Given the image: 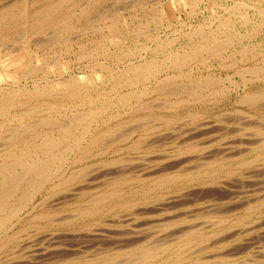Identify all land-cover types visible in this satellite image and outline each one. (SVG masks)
Instances as JSON below:
<instances>
[{
  "label": "bare ground",
  "instance_id": "6f19581e",
  "mask_svg": "<svg viewBox=\"0 0 264 264\" xmlns=\"http://www.w3.org/2000/svg\"><path fill=\"white\" fill-rule=\"evenodd\" d=\"M60 1H62V0H60ZM94 1L95 2H93V3H95V5H96L97 3H100V1H102V0H94ZM198 1L199 0H191V2L194 5ZM25 2H27V1L24 0V3ZM31 2H32V4L29 7H27L26 4L23 3L24 4L23 5L21 3L20 4L21 6L19 8H15V9H13V8L7 9L6 8L4 11L1 10L3 13L0 12V43H5L9 40L10 36L12 35L10 32V27H11L10 22H14L16 24V21L19 18H20V21L23 20V22L19 25H21V26L24 25L25 27L28 26L29 30H31V32H30L31 36L45 35L49 31V28L56 29L57 28L56 26L58 24H61V23L63 25V26L62 25L61 26L64 27V29H62L63 31L62 30H60V31L54 30L55 32H58V34L53 33L54 36L52 35V38H54L57 35L62 36L64 34V31L66 32V31L71 29V25H70V23H71L70 17L71 16L69 15V12L66 14L65 10L63 9L64 13L66 15L64 13L63 14L61 13L62 2H59V0H58V2L53 1L54 3H48L47 4L45 1L46 5H45V3H44V5L42 3V2H44V0H40V1L33 0ZM90 6H91V4H90ZM86 7L89 8V6H86ZM82 8H80V9H82ZM91 8H92V6H91ZM80 9H79V11H80ZM86 10H88V9H86ZM82 13H85V10L83 12H81V14ZM72 17H74V16H72ZM246 17L245 16L242 17L243 21H244L243 24H245L247 22ZM18 22H19V20H18ZM222 24H224V23H222ZM258 24H260V23H258ZM17 26H18V24H17ZM17 26H14V27L12 26V27H13V29L14 28L17 29L16 28ZM12 27H11V29H12ZM109 27H111L113 30L116 29V25L114 23L112 26H109ZM221 27H223V26H221ZM15 29H14V31H15ZM21 29H23V27ZM47 29H48V31H47ZM258 30H257V32H258ZM246 31L248 32V30H246ZM246 31L242 34L241 32L232 29V33H230V36L228 37V39H226V42H228V43L217 41L216 37L214 35L212 36L210 34L211 39H210V41L208 40V42L205 43V45L193 43L189 47L182 48L181 50H173V51L168 50L169 52L167 51L164 59L163 60L160 59L161 61L156 60L154 57H150V58H142L140 60V62H138L137 64L131 63L130 65L126 66L124 69H122V70L120 69V72L117 73L116 78L115 79L113 78L114 83H112V85H111L112 89H114V88L116 89L118 86L119 87L123 86L124 88L125 87L127 89L129 88V91H126L123 93H120V92L117 93L113 97L114 100L107 99L108 104L106 106L105 105L102 106L103 105L102 103L100 106L96 105L97 102L100 101V99L98 98V96L100 95V92H96L95 97L90 98L89 93L87 95V92L89 91L88 88H84V85L83 86L80 85V83H78V81L73 77H70L68 79H61V80L59 79L60 80L59 82H55L54 85H50V83H48V81L46 79V76H45L46 73H45L44 74L45 77L43 76L45 78L44 82H41V81L37 82L35 80H31L30 86L25 85V84H24V86H20V79H19V76H17V73H19L22 76V78H24V80L26 81V84H27L28 80H26V79L30 78V77L33 78V75L39 71V70L37 71L36 68H34V66H32V64H30L31 57L33 55L32 53H34V52H31L29 47L35 46L36 48L39 49V48H42L44 43L40 39H36V40H33L30 43L31 44L30 45L29 42H27L24 38L22 39L21 35L18 34L20 36L19 38H21V40H20L21 42L19 43L20 45H18V46H20L18 51H20L21 49H24L25 51L23 50V52H25V54L22 53V55H15V56L9 58V61L7 63H3V61L0 62L1 64H3V67H6V66L9 67L10 66V67H13L15 69L14 72L12 74H10V77L13 80V83H11L12 85L7 86V88H5V89L0 90V144L2 143V145H0V147H1L0 148V244H1L0 247H2L1 248L2 250H3V248H10V250H11L10 256L6 254L8 257H11V258H9L7 261H4L5 263L2 261V263H4V264H56L57 262H59L58 258H60L59 256L62 255L63 251L68 250V251H71L69 253H72V254H74V253L75 254H78V253L83 254V256H81V257H82L84 262L78 263V264H212L211 260L206 259V258H209L210 256H208V257L199 256V253H201L202 251L209 250V248H207V246H205V248H204V246L202 244H201L203 247L202 249L200 248L199 250H193V251H190L186 254L184 253L185 255L183 254V251H182L183 248L186 247L187 245H189V242H191L188 238L189 234L191 232V229H189L190 231L188 230L189 232H187L189 234H187L186 236H184L182 239H180L178 241V244L175 243V244H177V246H175V249L173 250L172 255L167 256L168 250H171L170 245L168 244V241H167V243L162 242V241L160 242V240H164V239H159V238H165V237H167V235L160 234V232H158V230L152 231L151 228L150 229L147 228L148 225L150 226V224H151V223H148V221H147V225L143 224L142 227L137 225V226H139V228H135V226H134V228H132L131 230H128L129 232L126 231L125 233H123L124 232L123 231L120 234H118L116 232L115 233L104 232V230L96 231L95 230L96 227L92 230L90 229L88 233L89 234L91 233L90 235H92V239H93L92 241L101 242L106 246V247L104 246L105 248H102V250L101 249L99 250V248H98V249L91 250V251H90V249H88V250L85 249L86 247L85 248L83 247L84 249L83 248L81 249L82 246H76V245H75L76 247L74 246L75 248H71V249L68 247H63L62 245H64V244H63L61 238L59 237L60 235L58 233L56 234L55 229L52 232V231H50V229H45L46 228L45 226H44L45 228L42 229L43 232L45 231V233L42 232L43 235L39 236L40 233L38 234V231L36 230V232H37V234L35 233L36 236L34 235V238L31 237V239H32V240L30 239L31 241L28 240V242H26L27 241L26 240L25 241L26 243H23L24 241L22 242V240L26 239V237L29 238V236H26L24 238L21 236V234L19 235V233L21 232L20 229H19L20 230L19 233L14 232L11 235H9V232L13 228V226L16 225V223H18L20 221L23 222L24 219H29V220L31 219L33 221L35 219L36 220L37 219H46L45 223H46V225H48L49 228H50V226H52V228H53V226H55V225L56 226L60 225V224H63V225L68 224L69 225L72 223H74L73 225H75V223H77V225L79 224L80 228H87L89 226V224L86 222L85 223L83 222V220L85 218L90 217V218H93L95 220V217H97L98 215L104 216L106 213L111 212L114 209V207L131 209L135 205L134 203H131L132 201L130 202L128 200L121 203V204L118 203L119 205L115 204V203H111V201H110L111 198L118 193L117 188H116L118 185L114 186L113 185L114 182L120 181L119 183H124V184H127V182H129L127 184V186L131 183L130 182L131 178L127 179L128 177H126V176H129V175L134 176V178H132L133 179L132 182H139V185H140V183L142 184V182L143 181L145 182L146 179L152 178V177H148V176H150L152 174L154 175L156 172H158V173L164 172V173H166L165 176H163V177L158 176V177L160 180H165L164 182H166V183H164V182H163V184L157 183L156 184L157 188H155L157 190L161 186H164V188H165V185L168 184L167 182L170 181L172 178L174 179V176L176 174L174 176H172L168 172V170H171V169L173 170V168H176L177 169L176 171H178L180 168L185 166L184 163L190 162V164H191V162H193V161L206 160L207 158H210V159L215 158L216 160H219V161L220 160H223V161L229 160L230 161V160L237 159L238 157H243L246 154V150H248V149H252V151L254 150L255 152L256 151L259 152V151L263 150V152H264V84H262L260 86H256V87L249 86L250 85L249 81L251 82V81H253V79H256L258 77L259 71L260 70L262 71V68L248 67L245 69V67H243V68L241 67L242 69L246 70L244 73L247 72V73L253 75V77H255V78H253V79L243 78L242 79L243 94L241 96H239V98L235 102V103H237V105L243 106V107H241L242 109H240V111H238L239 109H236V110L240 113H244V115H242V117L236 116L238 119L240 118L239 121L237 120V118H235V120H237L236 122L238 124L240 123L243 126L238 127L240 124L237 125V123H236V125H237L236 127H238V129L244 128L243 130H245V131L249 130V134H248V133H243L242 130H241L242 131L241 132L240 129L239 130L236 129V130H238L237 132L240 131L239 136L235 135V137L237 136L236 139L238 137L239 138L241 137L239 139L240 140L239 143L236 141L238 143V145H237V143L235 144L234 142L228 143L226 140L225 141V142H227L226 144L221 142L223 145L221 143L217 142L218 146H215V147L216 148L219 147V148H217V150H216V148L214 147L215 149H213L212 148L213 144H214L213 141L216 140V136H219V135L222 136L221 134H223V132H226L228 127L225 128V131H224V128H220V129L218 128L219 130H217V128H216L217 125H216V127H214L213 122H212V124H209V122H207V120H206V122H202L201 124H199V126L194 125V127H192V129H190L187 126L183 125V123H185V121L184 122L182 121L183 118H181V117L177 118L176 116H170V117L162 118L161 124H163L164 128L165 127L167 128V129H165V131L163 129L162 133L159 131L157 133L156 131H154L150 127L154 132H156V134L153 133L155 136L152 134L154 136L153 137L151 135V133H149V131H152L151 129L144 130V131L141 130V131H143V133H139L140 135H138L137 139L136 138L134 140L132 139L130 145H128L127 148H129V150L131 149V151L132 150L134 152L136 151V153H137V152H139V150L148 152L147 149L154 148L155 145H158L157 143L160 144L157 146L158 148L163 143L169 144V146L171 144L172 146H175V148H173L172 146L169 147L167 145V147L170 149V151L172 148L174 150L176 149V151L178 150L177 152L175 151L176 155H170L171 158L165 157V154L167 151H169V149L166 147V150H165L166 145L164 146V144H163L164 152L166 151L165 154L162 155V157L164 156L163 158L160 156L161 155L160 154L159 155L160 159L154 158L151 161V158L154 157V156H151V158L149 160L150 162L148 160H147V162H144L149 157V156L148 157L146 156L147 154H145V156H144V158L147 157L146 159H144V161L141 159H137L138 157L135 156V157H137L136 160L137 161L139 160L138 162L142 161V163L136 164V161H135L134 164H136V165H134V164H132L133 163L132 162L131 164L134 166H132L130 164V162L132 160L126 162V163H129V164H127V166H125V164L123 166H121L122 164H120V162H119L120 165L118 164V160L121 158L120 157L118 159V157L122 151V147L115 149L113 152L111 150V152H112L111 154H117L116 159H109V160H101L100 159L101 161H99V163H98L99 165L95 164V163H97V161H96L95 163L91 162L92 166H91V164L90 165H81L80 164L82 161H85L86 159H89L90 157H94V156L97 157L96 154H98V157H99V152H100V154L102 153L103 150H101V148H100L101 146H99V145H101L100 140H102L103 138H110L116 133V129L118 128V126H117L118 124H115L113 127L109 126L108 124L112 119H115L119 116V110L120 109L125 110V111H123L124 113H129L131 116H133V113H135L136 111H141V110L143 111L144 109L148 108L147 104L141 100L142 99L141 97L144 95L155 93V94H157V96L163 97L164 100L167 96H171L173 94H175V95L176 94L177 95L185 94L188 97V98L183 99V100L181 99L180 101L179 100L172 101L171 104H173L175 106V105H178L181 101H183V102H184V100L188 101V99H190V97L199 98V100H200L201 97H206L205 95H209V94H213V93H216V95L217 94H223L224 89L210 90L209 87L212 84L223 82V80H228V79L230 80L232 77L231 75H233V73L231 75H229L227 73L226 75H223V76H225V77H223L222 75L214 72L212 70L213 63H212V61H210V59L218 58L217 60H219V62H217V63L219 64V66L225 67V65L220 63L222 51H224L225 48L228 46L234 47L235 45H238V47L237 48L234 47V49L232 50L231 53L240 54L239 55L240 61L246 59V53L250 52L251 50L253 51V48H255V45H250L249 40L248 41L245 40L247 35H248V37H250L249 34H251V33L247 34ZM50 32H52V31H50ZM22 36H23V34H22ZM251 36L253 37V34ZM48 37H50V36H48ZM17 41H19V40H17ZM66 41L69 43L68 39ZM171 42H173V41H171ZM161 45H162L161 43L160 44L158 43V45H157V46H159L158 48H160ZM164 47H166V46H164ZM143 50H145V49H143ZM129 51H128V53H129ZM201 52H204V55H201ZM231 55H229V56H231ZM226 57H225V59H226ZM82 58H83V56H82ZM118 59H120V58H118ZM193 64L196 65L197 67H199V65L201 67H204L206 72L205 71H204V73L200 72L199 74H195V76H194L193 74H191V69L193 67L192 66ZM184 67L188 68L187 71L181 72V69ZM228 67H234L233 63L231 65H228ZM169 70H172L171 71L172 73H170ZM240 70H237L236 73L241 74L242 71H240ZM40 71H42L44 73L45 70H44L43 66L40 68ZM4 72L7 73L6 69H4ZM242 75L244 76V74H242ZM261 76H262V80H264V73ZM177 79H179V80H177ZM260 80H261V77H260ZM54 81H56V80H54ZM137 86H140V87L137 88ZM172 86H175V88H170ZM115 89H114V91H116ZM118 90H119V88H118ZM54 91H57V92H54ZM52 96H54L55 98L59 97L58 99H56L58 101H54V102L50 103V106H44V107L47 109L53 108L54 115L50 114L51 112H49L46 117H41V118H38L36 120L35 119L31 120L30 119L31 117H33L36 113L42 111V108H40L39 103L38 104L35 103L34 104L35 106H34V105L30 104L31 101H40L39 99L43 100L42 98H44V97H48V99H49ZM85 96H87V100H85V102H83L84 101V99H83L80 102H81V105L85 104L88 106V108L86 110H82L79 112L77 111L75 114L73 113L70 116H61L58 113V111L61 108L66 109L67 106L65 107V105H66L65 101H68V100L73 99V98L74 99L75 98L79 99V98H83V97L85 98ZM110 98H112V96ZM101 101H103V99ZM107 101H105V102H107ZM132 101H134V102L132 103ZM72 102H74V100H72ZM167 103H170V102L168 101ZM161 104L162 103H160V105ZM48 105H49V103H48ZM75 106H76V104H75ZM158 106L159 105H157L156 107H158ZM44 107H43V111H44ZM70 107L71 106H69V108ZM109 108H111V109L114 108V110H112L105 117H102L101 114H103ZM149 108H152V106ZM172 109H174V108H172ZM236 110H235V112H237ZM251 113H253V114H251ZM219 115H218V117H219ZM255 115H258V116L255 117ZM133 117H135V116H133ZM186 117H190V120L192 121V120L198 119L197 118L198 113H196V112L191 113L190 112V113H188V115ZM140 119H141V117H140ZM155 119H161V118L156 117ZM155 119H153V120H155ZM218 119H220V118H218ZM24 120L26 122H23ZM221 120H218V121H220L222 123ZM181 121H182V124H181ZM148 122H151V121H148ZM141 124H142V122H141ZM42 125H43V127L48 126V128L43 130ZM140 126H141L140 129L146 128V126H142V125H140ZM155 126L159 127V126H157V124ZM124 127H125V125H124ZM182 127L183 128L186 127L187 129L186 128L183 129ZM231 127H235V126H231ZM121 128H119V129H121ZM230 130H232V128ZM230 130L227 131L226 135L228 134V132L229 133L231 132ZM126 132H125V134L127 135V137L124 138L122 136L123 137L122 141L129 140L131 138L132 133L134 132V129L133 130L131 129V131H129V133L127 132L128 134ZM237 132L235 131L236 134H237ZM233 134H234V132H233ZM223 135H225V134H223ZM222 137H219V138H222ZM243 138H246V139L244 140ZM142 144H145V146H143ZM219 144H220V146H219ZM240 144L241 145L245 144V146H240ZM247 145H249V146H247ZM212 149L215 151H213ZM174 150H172V151H174ZM161 151H162V149H161ZM104 152H105V149L103 151V154H104ZM172 153L173 152H171L170 154H172ZM173 154H175V153H173ZM259 154H260V152L258 153V155L256 154V156L261 155V154L260 155ZM263 154H262V156H260L258 158L256 157V160L259 158L261 160V157L264 159ZM143 155L144 154H142V155L139 154V156H141V157H143ZM167 156H169V155H167ZM172 156H173V158H172ZM251 159H250L251 161L246 160V158L243 160L240 159L241 161L237 162V166L250 165V163H252V161L254 162L255 158L254 159L251 158ZM260 160H258V161L260 162ZM211 161H213V160H211ZM204 163L210 164V162H204ZM76 164H79V165L77 168H74V165H76ZM193 164H195V163H193ZM196 165H198V164H196ZM95 166H97L98 168H93ZM195 166H194V168H195ZM199 166L200 165H198L196 167H199ZM191 167H193V166H189L188 168L193 169ZM91 168H93V170ZM188 170H186V171H188ZM250 172L251 171H249V173ZM90 173H91V175H90ZM211 173L213 174V172H211ZM88 174L90 177H87ZM176 178H178V177H176ZM195 178H197V177H195ZM195 178H194V180H195ZM209 178H210L211 183H216V182H214V179L216 177H209ZM218 178L219 177L216 178L217 182H218ZM188 179H189V177H188ZM216 179H215V181H216ZM191 180L193 181V178L189 179V182ZM154 181H156V180H154ZM154 181H152V182H154ZM197 181H199V179ZM200 181H199V183H200ZM204 181L207 182L206 178L204 179ZM210 182L206 183L207 187L210 186ZM219 183H222V182H219ZM219 183H218V185H219ZM242 184H243V182H242ZM130 185H133V184H130ZM227 185H228V183H227ZM172 186H170L169 188L166 187L167 191L170 190V188L174 190V187H172ZM216 186H214V187H216ZM220 186H222V185H220ZM237 186L239 188L240 185H237ZM231 187H233V186H231ZM102 188L105 190H102ZM220 188L221 187H219V189ZM149 189H151V188H149ZM149 189L148 190H145V189L142 190L144 193H142L143 195H142V199H140L141 201L146 200V198L149 197V195L147 193V191H149ZM181 189L184 190L183 188H181ZM253 189H255V188H253ZM178 190L179 189L177 187L176 193L178 192ZM185 190H187V189H185ZM222 190H224V188ZM42 191L44 194L43 198H41L42 200L41 201L39 200L40 202L35 203L36 196L39 193H42ZM232 191H234V190H232ZM182 192L183 191H181L180 193L178 192V195L175 196L176 198L173 197L174 194L173 195L169 194L172 197H170L169 195L165 196L166 198L162 196L161 200L162 201L165 200L163 203V206H164V204H167V203L170 204V202H172L173 201L172 199H174V198L177 200L178 199L180 200L181 196H183L184 195L183 193L186 191H184L183 193ZM244 192H246V191H244ZM248 192H247V194H249ZM92 193L93 194L95 193V194L92 196ZM236 194H239V193H236ZM251 195L252 194L247 195L248 197H245L246 195H244V197L247 199V200L246 199H244V200H246L248 202L255 195V193H253V196H251ZM259 195H257V196H259ZM157 196H158V194H157ZM262 196H261L260 200L258 199L259 197L255 198V199H258V201H260L259 203L257 202L258 207H259V205L264 206V204H263L264 202L262 201L263 200ZM119 197H122V196H119ZM236 198H237V196H236ZM236 198H234V199H236ZM231 199H233V198L231 197ZM74 200H81L82 203L81 202L79 203L80 205H78L76 207V210L71 211V212H73L72 215H70L69 217L66 216L62 219L53 218L54 216L52 217V214H54L53 212H56L57 209H60L63 206H67L71 201H74ZM152 200H151V202H152ZM225 200H226V198L224 199V202H226ZM238 200H241V198ZM162 201H160L161 202L160 204H159V201H157L158 203H156V205L157 206L160 205V207H161ZM230 201L232 202L233 200H230ZM230 201H227V202H230ZM153 202H154V200H153ZM208 202H207L208 205L206 206L208 211L212 210V212L214 214L218 213L217 211H219V213H220L221 210H219V208H222L221 207L222 205L219 206V204H221V203H219V204L210 203L209 204ZM236 202H237V200H236ZM234 203H235V201H234ZM243 203H245V202H243ZM146 205H148V204H146ZM157 206H155V207H157ZM185 206H188V204ZM204 207H205V205H204ZM230 207H233V206L230 205ZM246 207L249 208L250 206H246ZM253 207H255V205ZM38 208H39V210H37ZM228 208L227 209L225 208V209L228 210ZM229 209L232 210L234 208H232V209L229 208ZM215 210H217V211H215ZM230 210H228L227 213L230 212ZM246 210H248V209L246 208ZM249 210H251V209H249ZM249 210L246 213H249ZM198 211H200V210L198 209ZM208 211L206 210V212H208ZM234 211H235V209H234ZM135 212L137 213V211L130 210L129 214H127V215L124 214L125 217L117 216L118 214H114V215H116L115 217L117 218L115 220V223L116 222L122 223L121 221H125V220L129 221L131 219H135V217L137 216V214ZM143 214L145 216L148 213L145 214V212H144ZM143 214H141V215H143ZM188 214H190V212ZM192 214H193V212H192ZM138 215H139V213H138ZM170 217H172V216H170ZM137 219H139V218H137ZM140 219H142V218H140ZM179 219L180 218H178V220ZM244 219H245V217H244ZM166 220H168V219H166ZM178 220H176V221H178ZM99 222H101V221H99ZM161 222H163V221H161ZM161 222H159V223H161ZM209 223H210V221H209ZM239 223H240V221H239ZM153 224H155V223H153ZM153 224H151V225H153ZM163 224H165V223H162V226H163ZM247 224H249V223H247ZM247 224H245V225L248 227ZM157 225H158V223H157ZM249 225H253L256 227V225L251 224V222ZM144 226H147V227L143 228ZM208 226H210V225H208ZM237 226H238V224H237ZM246 226L241 227V225H240V227H237V229L241 228L240 231L241 230L244 231V228ZM253 226H252V228H253ZM99 227H101V226H99ZM153 227L156 228L158 226L155 227V225H154ZM163 227H165V226H163ZM166 228L163 229L162 232H164V230L166 231ZM230 228H232V227H230ZM230 228L228 227V228H226V230L229 231ZM234 228H236V227H234ZM234 228H232V229L234 230ZM249 228H251V226ZM159 229H161V228H159ZM226 230H224V232H225V234H228L229 232H227ZM194 231H195V229H194ZM240 231L238 233H240ZM242 231H241V233H242ZM245 231H246V229H245ZM261 231H263V230H261ZM28 232L31 233L30 230ZM32 232H35V231L33 230ZM181 232H182V230H181ZM185 232H186V229H185L184 233ZM234 232H232V233L234 234ZM237 232H235V234ZM24 233H27V232H24ZM29 233H27V234H29ZM232 233H230L231 235L229 234L231 237L233 236ZM22 234H23V232H22ZM222 234H223V232H222ZM222 234H221V236H222ZM225 234L222 237L221 236L220 237L221 238H224V236L226 237ZM29 235H31V234H29ZM23 236H25V235H23ZM170 236H171V233H170ZM170 236H168V238ZM206 236L203 235L202 232L197 233L198 241L199 240L204 241ZM215 236L217 237V235H215ZM236 236H237V234H236ZM231 237H229V238H231ZM75 238L77 239V237H75ZM79 238H81V237H79ZM146 238L150 239L149 240L150 242L147 241L148 243H146V244H140V245L136 246L135 248L130 249V251L128 252L130 255L128 253L124 252L127 255H125L123 258H121L122 256H120V258H119V255H120L119 251L125 250L126 247L128 246V244L134 245V243H135V245H136L137 242L138 243L141 242L139 240H142V239L144 240ZM151 238L152 239L155 238V240L151 241ZM76 239H74V240H76ZM165 239H167V238H165ZM175 239H177V237H175ZM247 239H249V238H247ZM213 240H215V239H213ZM216 240H218V239H216ZM221 240L223 241V239H221ZM249 240L251 241V239H249ZM205 241H206V239H205ZM225 242H223V244H225ZM242 242H244V241H242ZM87 243H89V242H87ZM204 243L205 242H203V244ZM213 243H214V241H213ZM95 244L99 245L98 243H95ZM215 244H216V242H215ZM97 245H94V246H97ZM207 245H209V244H207ZM229 245H227V248ZM232 245H234V244H232ZM121 246H124L125 249H124V247L122 248ZM210 246H211V244H210ZM128 247H131V246H128ZM128 247H127V249H128ZM222 247H220V248H222ZM230 247H231V245L229 246V248ZM238 247L240 248L241 246H238ZM247 247H249V246H247ZM227 248L225 247L223 249V251H221V250L220 251L222 253H229V251L231 249H229V248L227 249ZM235 248H237V247H235ZM226 249L229 251L224 252V250H226ZM97 250H99V251H97ZM103 250H105L106 252H104ZM237 250H238V248H237ZM237 250H236V252L234 251L233 253L231 250V253L234 255V253L239 252ZM262 250L264 251V249H262ZM68 251H65V253ZM101 251H103L104 253H107V251H108V252L114 253V255L113 256H105L104 258H102L101 260H98V261H92L91 259H88V257H90V256L93 257V256H99V254L102 255L103 253L101 254ZM257 252L258 251H256V253ZM222 253H220L222 255V257L220 255H218L221 257V258L217 259L219 264H225V261L227 259V258L223 257ZM165 254H167V255H165ZM210 254H212V253H210ZM227 255L230 256V253ZM227 255H225V256H227ZM7 256H6V258H7ZM216 256H217V254H216ZM234 256H236V255H234ZM69 257H70V255H69ZM257 257H258V254H257ZM262 257H264V256H262ZM77 258H79V257H77ZM210 258H212V257H210ZM213 258H214V256H213ZM62 259H63V262L65 261V263L68 260V259L64 260V259H66V257H63ZM62 259H60V262L57 264H61ZM213 261H215V260H213ZM243 261H245V260H243ZM260 261H262V260H260ZM2 263H0V264H2Z\"/></svg>",
  "mask_w": 264,
  "mask_h": 264
},
{
  "label": "rangeland",
  "instance_id": "374dc122",
  "mask_svg": "<svg viewBox=\"0 0 264 264\" xmlns=\"http://www.w3.org/2000/svg\"><path fill=\"white\" fill-rule=\"evenodd\" d=\"M26 1L27 2L24 3V0H15V1L14 0H0V4H1L0 5V12L3 13L1 10L4 11L6 8L7 9L8 8L9 9L10 8H13V9L19 8L21 6L20 5L21 3L26 4L27 7L31 6V4H32L31 1H33V0H26ZM36 1H40V0H36ZM45 1L47 4L58 2V0H51V1L48 0L49 2L47 0H44V2H42L43 5H44ZM59 2H62L61 13L63 14L64 10H65V13L67 14L69 12V15L71 16L70 17L71 18L70 22L72 23V24L70 23L71 29L66 31V32L64 31V34L62 36L57 35L54 38H52V35L54 36L55 33L58 34V32H55V31H58V30L60 31V30L64 29V27H62L63 25L61 23V24H58L56 26L57 28L59 27L58 29L56 27H55L56 29L49 28V31L47 29V31L49 33L47 32V34H45V35L31 36L30 35L31 30H29L28 26L25 27L23 24H22L23 26L19 25L23 22V20L20 21V18L18 19L19 22H18V20L16 21V24L14 22H10L11 27L17 26V24H18V26L16 27L17 29L14 28L16 32L14 31L13 27H12V29L10 27V32L12 35L10 34L11 36H10L9 40L5 43H0V62L3 61V63H7L9 61V58H11L15 55H22V53L25 54V52H23L24 49H21L20 51H18L19 47H20L18 45H20L19 43L21 42L20 41L21 38H19L20 36L18 34L21 35L22 39L24 38L27 42H29V44L33 40L40 39L44 43L42 48L38 49L35 46L29 47L30 51L34 52V53H32L33 55L31 57L30 64H32V66H34V68H36V70L37 71L39 70V71L33 75V78L30 77V78L26 79V80H28L27 84H26V81L24 80V78H22V76L19 73H17V76H19V79H20V86H24V84L30 86L31 80H35L37 82H39V81L44 82L45 76H46L48 83H50V85H54L55 82H59L61 79H68L70 77H73L78 81V83H80V85H82V86L84 85V88H88L89 91L87 92V95L89 93L90 98L91 97L94 98L95 93L100 92L101 96L100 95L98 96L100 101H98L96 104L98 106H100L101 103L103 104L102 106H104V105L106 106L108 104L107 99L114 100L113 97L117 93H119V92L123 93V92L129 91V88L127 89L126 87L124 88L123 86H121V87L118 86L116 89L114 88L116 90V91H114V89L111 88L112 87L111 85H112V83H114V79L116 78L117 73L120 72V69L121 70L124 69L126 66L130 65L131 63L137 64L138 62H140V60L142 58L154 57L156 60L161 61L164 59L165 54L167 53L168 50L169 51L181 50L182 48L189 47L193 43L205 45V43H207L208 40L210 41L211 35L212 36L214 35L216 37L217 41L225 43L226 39H228V37L230 36V33H232V29L239 31L242 34L246 30H248V32L246 31L247 34L248 33H251V34H249L250 37H248V35L246 34L247 37L245 40H247V41L249 40L250 45H255V48H253V51L251 50L250 52H247L246 53V59H244L242 61L239 60L240 54L231 53L232 50L234 49V47L237 48L238 45H235L234 47H232V46L226 47L225 50L222 51L221 59H220V63L225 65V67L219 66V64L217 63V62H219V60H217L218 58L210 59V61H212V63H213L212 70L214 72H216L222 76L226 75L227 73L229 75H231L233 73V75H231L232 77L230 80L229 79L223 80V82L212 84L209 87L210 90L224 89L223 94H217L216 95V93H213V94L205 95L206 97H201L200 100H199V98L190 97V99H188V101L187 100H184V102L181 101L178 105L174 106L173 104H171L172 101H174V100L180 101L181 99L183 100V99H186L188 97L185 94H179V95L173 94L171 96H167L164 100L163 97L157 96V94L152 93V94L144 95L141 97L142 98L141 100L147 104L148 108L144 109L143 111L141 110V111H136L135 113H133V116H135V117L131 116L129 113H124L123 111H125V110L120 109L119 110V116L115 119H112L108 124L109 126H112V127L115 124H118L117 125L118 128L116 129V133L110 138H103L104 140L103 139L100 140L101 145H99V146H101L100 147L101 150L104 151V149H105L104 154H103V151L101 153L102 155L99 152V157H98V154H96L97 157H95V156L90 157L89 159L82 161L80 163L81 165H90L91 162L95 163L96 161H97V163H95V164H98L99 161H101V160L116 159L117 154H111V153L115 149H118L121 147H122V151L118 157V159L121 157L118 160V164L120 162V164H122L121 166H123L124 164H125V166H127V164H129V163H126V162L131 161V160L132 161L130 162V164L132 162H133L132 164H134L135 161H136V164L142 163V161L138 162L139 160L138 161L136 160L137 157H138L137 159H141L144 161V159H146L149 156L148 159H146L144 162H147V160L149 161L151 156H154L153 158H151V161L154 158L160 159L159 155L161 154L160 156L162 157V155H164L166 152V151L164 152V148H163L164 143L161 145L162 147L160 146L161 148L157 147L158 145H160L159 143H157L158 145H155L154 148L147 149L148 152L139 150V152L136 153V151L135 152L133 150L131 151V149L129 150V148H127V147H128V145H130L132 139L133 140L135 138L137 139L138 135H140L139 133H143L144 130H149L152 128L157 133H158V131L162 133L163 129L165 131V129H167V128L166 127L164 128L163 124H161L162 118H164V117H170V116H176L177 118L181 117V118H183L182 121L183 122L185 121V123H183V125L187 126L190 129H192V127H194V125L199 126V124H201L202 122H206V120H207V122H209V124H212V122H213L214 127H216V125H217V127H216L217 130H219L220 128H224V131H225V128L228 127L226 132H223V134H225V135H226L227 131H229L232 128V130H230L232 133L228 132V134H227L228 136L226 135L228 138L223 134H221L223 136L222 137L217 133L219 136H216V140L213 141L214 142L213 147H212L213 149H215L216 148L215 146H218V143H221V142H223L224 144H226L227 142L228 143L234 142L235 144L237 142L239 143V141H240L239 139L241 137L240 138L238 137L236 139L237 136L235 137V135L239 136L241 130L243 131V133L249 134V130L245 131V130H243L244 128L243 129L239 128L240 131L237 132L239 130L238 127L243 126L240 123H239L240 124L239 125L236 122L237 120L238 121L240 120V118L238 119L237 117H239V116L242 117V115H244V113L238 112V111H240V109H242L241 107H243V106L237 105V103H235V102L239 98V96H241L243 94L242 79L243 78H245V79L246 78H248V79L255 78V77H253V75H251L247 72L244 73L246 70L242 69L243 67H245V69L248 67L262 68V71L260 70L258 73V77L256 79H253V81H251V82L249 81V83H250L249 86L256 87V86H260V85L264 84V80H262V76H261L264 73V71H263L264 70V68H263L264 67V0H199L195 5L191 2V0H102V1H100V3H97L96 5H95V3H93V2H95L94 0L93 1L92 0H62V1L59 0ZM46 3H45V5H46ZM89 3L91 4L92 8H91ZM86 6H89V8H87ZM80 8H82V9H80ZM79 9H80V11H79ZM86 9H88V10H86ZM84 10H85V13H82L83 14L82 15L81 12H83ZM72 16H74V17H72ZM243 16H245V17L247 16L246 17L247 22L245 24H243L244 23L243 18H242ZM113 23L116 25V29H114V30L111 27H109V26H112ZM222 23H224V24H222ZM258 23H260V24H258ZM220 25L223 27H221ZM22 27H23V29H21ZM257 30H258V32H257ZM50 31H52V32H50ZM22 34H23V36H22ZM252 34H253V37L251 36ZM48 36H50V37H48ZM67 39L69 40V43L66 41ZM17 40H19V41H17ZM171 41H173L174 43ZM158 43L162 44L160 46V48H158L159 46H157ZM226 43H228V42H226ZM164 46H166V47H164ZM143 49H145V50H143ZM128 51H129V53H128ZM201 55H204V52H201ZM227 55L228 56L231 55V56L228 57ZM82 56H83V58H82ZM225 57H226V59H225ZM118 58H120V59H118ZM232 63L234 65V67H228V65H231ZM40 66L41 67L43 66V68L45 70L44 73L42 71H40V68H41ZM192 66L193 67L191 69V74H193L194 76H195V74H199L200 72L204 73V71H205V68L201 67L200 65H199V67H197L194 64ZM4 69H6L7 73L4 72ZM187 69L188 68L184 67L181 69V72L187 71ZM14 70L15 69L13 67H10V66L9 67L8 66L3 67V64L0 63V90L7 88V86L12 85L11 83H13V80L11 79L10 74H12L14 72ZM237 70L242 71L241 74L236 73ZM171 71L172 70H169L170 73H172ZM45 73H46V75L44 76ZM242 74H244V76ZM223 77H225V76H223ZM260 77H261V80H260ZM54 80H56V81H54ZM177 80H179V79H177ZM139 87L140 86H137V88H139ZM118 88H119V90H118ZM170 88H175V86H172ZM54 92H57V91H54ZM111 96L113 99L110 98ZM58 98H55L54 96H52L49 99H48V97H44V98H42L43 100L39 99L40 101H31V103H30L31 105H34L35 103L36 104L39 103L40 108H42V111L36 113L30 119L36 120V119L41 118V117H46L49 112H51L50 114L54 115L53 108H48L49 109L48 110L44 106H50V103H52L54 101H58V100H56ZM83 99H84L83 102H85V100H87V96H85V98L84 97L79 98V99L73 98V99H70L68 101H65V103H66L65 107L67 106L66 107L67 110L65 108H61L58 111V113L61 116H70L73 113L75 114L77 111L79 112L82 110H86L88 108V106L85 104H82L83 105L82 106L81 102H80ZM102 99L104 102L101 101ZM72 100H74V102H72ZM105 101H107V102H105ZM168 101L170 103H167ZM133 102L134 101H132V103ZM48 103H49V105H48ZM160 103H162L163 105L162 104L160 105ZM75 104H76V106H75ZM157 105H159V106L156 107ZM69 106H71V107L69 108ZM151 106H152V108H149ZM43 107H44V111H43ZM172 108H174V109H172ZM110 109L111 108L107 109L103 114H101V116L105 117L112 110H114V108H112L111 110ZM236 109H239V110L237 111ZM235 110L239 114L237 112H235ZM190 112L191 113L192 112L198 113V117H197L198 119L191 121L190 117H186L188 115V113H190ZM251 114H253V113H251ZM218 115H219V117H218ZM256 116H258V115H255V117ZM140 117H141V119H140ZM156 117H160L161 119H155ZM218 118H220V119H218ZM235 118H237V120H235ZM153 119H155V120H153ZM218 120H221L222 123ZM148 121H151V122H148ZM182 121H181V124H182ZM23 122H26V121L24 120ZM141 122H142V124H141ZM236 123H237V125H239L238 127H236L237 126ZM156 124L159 127H156L155 126ZM124 125H125V127H124ZM140 125L146 126V128L140 129V127H141ZM231 126H235L236 128L231 127ZM47 128H48V126L43 127V125H42L43 130L47 129ZM119 128H121V129H119ZM185 128L186 127H184L183 129H185ZM131 129L132 130L134 129V132L132 133L131 138L129 140L122 141L123 137L124 138L127 137L125 132L127 131L129 133V131H131ZM236 129H238V130H236ZM141 130H143V131H141ZM153 130L149 131V133H151V135L153 133L156 134V132H154ZM235 131L237 132V134L235 133ZM233 132H234V134H233ZM117 135L118 136L120 135V136L118 137ZM219 137H222V138H219ZM243 139L245 140L246 138H243ZM226 140H227V142H225ZM238 143H237V145H238ZM145 144H142V145L145 146ZM0 145H2V143ZM167 145L169 146V144H164L165 150H166ZM171 146L172 145L170 144L169 147H171ZM219 146H220V144H219ZM240 146H245V144L244 145L240 144ZM247 146H249V145H247ZM172 147L175 148V146H172ZM173 148L171 149V151L168 148L169 151L166 152L165 157H170V155H176V152L178 150L176 151V149L174 150ZM217 148H219V147H217ZM217 148H216V150H217ZM161 149H162V151H161ZM111 150H112V152H111ZM172 150H174V151H172ZM213 151H215V150H213ZM171 152H173L175 154H173V153L170 154ZM259 152L261 154V155L259 154L260 156H262V154L264 153L263 150L259 151ZM259 152H257V151L255 152L254 150L252 151V149H248V150H246V154L243 157H238L237 159L230 160V161L229 160L228 161H225V160L219 161V160H216L215 158H211V159L207 158L206 160L193 161V162H191V164H190V162L184 163L185 166L182 167L183 169L180 168L178 170L179 172L176 171L177 170L176 168H173V170L172 169L168 170V172L172 176H174L176 174L174 176V179L172 178L171 179L172 181L171 180L168 181L167 182L168 184L165 185V188H164V186H161L157 190L155 189V188H157L156 184L157 183L163 184V182L165 181V180H160L159 177L165 176L166 173L156 172L154 175L152 174V175L148 176V177H152V178L146 179L145 182L143 181L142 184L140 183V185H139V182H132L133 181L132 178H134V176L129 175L126 177H128L127 179L131 178L130 184H133V185L129 184L127 186V184L129 182H127V184L119 183L120 181L114 182L113 183L114 186L118 185L116 187L118 193L115 196H113L110 201H111V203H115V204H118V203L121 204L127 200L130 202L132 201L131 203H134L135 205L131 209L114 207V209L111 212L106 213L104 216L98 215L97 217H95V220L93 218H90V217L85 218L83 220V222L88 223L90 226V227L88 226L87 228H80L79 224L77 225V223H75V225H73L74 223L69 224V225L68 224H64V225L60 224V225H57L58 227L55 225V226H53V228H52V226H50V228H49L48 225H46V223H45L46 219H37V220L35 219L34 221L30 219L33 223L29 219H24L23 222L20 221V222H18L19 224L16 223V225L13 226V228L9 232V235H11L14 232L19 233V231L21 230L19 235L21 234V236L24 238L26 236H29V238L26 237V239L22 240V242L24 241L23 243H26V242H28V240L31 239V237L34 238L35 233L37 234L36 230L38 231V234L40 233L39 236L43 235V233H45V231L43 232L42 229H44L46 227L45 229H50V231H52V232L55 229L56 234L58 233L60 235L59 237L61 238V240L64 244V245H62L63 247H68L71 249V248H75L76 246H82L81 249L83 247L84 248L86 247L85 249H87V250L90 249V251L98 249V248H99V250L100 249L102 250V248H105L106 246L101 242L92 241L93 240L92 235H90L91 233L90 234L88 233L90 229L92 230L96 227L95 228L96 231L104 230V232H110V233L116 232V233L120 234L123 231H124L123 233H125L126 231L129 232L128 230H131L132 228H134V226H135V228H139V226L142 227L143 224L147 225V221H148V223H151V224L155 223V224H153V225L150 224V226L149 225H148V227L144 226L143 228H146V227L149 229L151 228L152 231L158 230V232H160V234L167 235V237H165L167 239L159 238V239L165 240V241L160 240V242L162 241V242L167 243V241H168V244L170 245L171 250H168V252H167L168 255L165 254L167 256L172 255L173 250L175 249V246H177V244H178V241L180 239H182L184 236H186L187 234H189L187 232H189L190 231L189 229H191V232H190L189 237H188L191 242H189V245H187L186 247L183 248V250H182L183 254L184 253L186 254V253L193 251V250H199L200 248L202 249L203 248L202 245L204 246V248H205V246H207V248H209V250L202 251L201 253H199V256H205V257L210 256L212 258L209 257L210 259L209 258H206V259L211 260L212 264H219L217 259L222 257V255L220 254V253H222L221 251H223V249L225 247L227 248V245L230 244L231 247L229 248V246H230L229 245L228 248L232 250V253L234 251L236 252L237 248H238L237 251H239V252L234 253V255H236V256H234L231 253V250L230 251L227 250L228 248L226 250H224V252L229 251L230 256H231L230 257L229 255H227L229 253H222L223 257L227 258L225 261V264H238L240 261L241 262L239 264H264V260H263L264 257H262V256H264V253H263L264 251L262 250V249H264V225H263L264 224V206L259 205V204H258L259 207L257 206V202L258 203L260 202V201H258V199L260 200L261 196L264 194V182H263L264 181V161H263L264 159L261 157L262 161L260 160V158L256 160V157L257 158L260 157V156H256V154L258 155ZM139 154H141V155L144 154V155H143V157H141V156H139ZM145 154H147L146 155L147 157L144 158ZM167 155H169V156H167ZM135 156H137V157H135ZM263 157H264V154H263ZM172 158H173V156H172ZM245 158H246V160H249V161L252 160L251 158H253V159L255 158L256 161L255 160H254V162L252 161V163H250V165L237 166V162H240L241 160H243ZM211 160H213V161H211ZM258 160H260V162ZM204 162H210V164H205ZM193 163H195V164H193ZM136 164H134V165H136ZM196 164H198L200 166L196 167V166H198ZM78 165L79 164L74 165V168H77ZM134 165H132V166H134ZM91 166H92V164H91ZM97 166H95L93 168H98L99 166L98 167ZM189 166H193V167H191L193 169H189L188 168ZM194 166H195V168H194ZM93 168H91V169L93 170ZM186 170H188V171H186ZM249 171H251V172L249 173ZM211 172H213V174ZM90 175H91V173H90ZM87 177H90L89 174ZM176 177H178V178H176ZM188 177H189V179L193 178V181L192 180L190 181L191 183L189 182ZM195 177H197V178H195ZM209 177H216V178L219 177L218 182H217V179L215 178L216 181L214 179V182H216V183H211ZM194 178H195V180H194ZM205 178H206L207 182H210V186H209L210 188L207 187V185H206L207 182L204 181ZM198 179H199V181L201 180L200 183H199V181H197ZM154 180H156V181H154ZM152 181H154V182H152ZM219 182H222V183H219ZM242 182H243V184H242ZM164 183H166V182H164ZM218 183H219V185H218ZM227 183H228V185H227ZM203 185L204 186L206 185V186L204 187ZM220 185H222L223 187ZM230 185L233 187H231ZM237 185H240L239 188ZM170 186L174 187L175 191L171 188H170V190L167 191L166 187L169 188ZM214 186H216V187H214ZM218 186L221 188L219 189ZM177 187L180 190V191L178 190L179 193L181 191H183V192L186 191L184 193L182 192L185 196L184 195L181 196L180 200L175 199L176 198L175 196L178 195V192L176 193ZM142 188L145 190H148L149 188L152 189V190L149 189V191H147V193L149 195V197H148L149 199L146 198L147 201L146 200H143V201L140 200V199H142V195H143L142 193H144L142 191L143 190ZM181 188H183L184 190H182ZM223 188H224V190H222ZM253 188H255V189H253ZM185 189H187V190H185ZM102 190H105V189L102 188ZM232 190H234V191H232ZM244 191H246V192H244ZM235 192L239 193V194H236ZM247 192L249 194H252L251 196H253V193H255V195L253 196L254 198L252 197L253 199L251 198V200L248 201L249 203L246 201L247 199L245 198V197H248L247 195H249V194H247ZM94 194L92 193V196ZM157 194L160 198L157 196ZM169 194H172V195L174 194L173 197H175V198L172 199L173 201L170 202V204L169 203L164 204V206H165L164 207L163 203L165 200L162 201L161 197L162 196L165 197ZM43 195H44L43 191H42V193H39L35 198V203L40 202L42 200L41 198H43ZM244 195H246V196L244 197ZM257 195H259V196H257ZM119 196H122V197H119ZM169 196L172 197L171 195H169ZM236 196L238 199L241 198V200H238L236 198ZM231 197L233 199H231ZM262 197H263L262 201L264 202V195ZM225 198H226V200H225L226 202H224ZM234 198H236V199H234ZM255 198H258V199H255ZM152 199L154 200V202ZM244 199H246V200H244ZM151 200H152V202H151ZM230 200H233V201L231 202ZM236 200H237V202H236ZM157 201H159V204L161 203L160 201H162L161 207H160V205L159 206L156 205V203H158ZM227 201H230V202H227ZM234 201H235V203H234ZM80 202L82 203L81 200L71 201L67 206H63L60 209H57L56 212H53L54 214H52V217L54 216L53 218H56V219H62L66 216L69 217L70 215L73 214V212H71V211L76 210V207L78 205H80L79 204ZM207 202L209 204L210 203H212V204L213 203H215V204L221 203V204H219V206L222 205L221 206L222 208H219V210H221L220 211L221 214L217 210H215V211H217L218 213H215V214L212 212V210L208 211V209L206 208V206L208 205ZM243 202H245V203H243ZM146 204H148V205H146ZM187 204H188V206H185ZM223 204L225 206L226 205L227 206L225 207ZM253 204L255 205L256 208L253 207L254 206ZM204 205H205V207H204ZM230 205L233 207H230ZM155 206H157V207H155ZM246 206H250L251 208L250 207L248 208ZM228 207L231 209L234 208L235 211H234V209L230 210ZM245 207L248 210L251 209V210H249L250 214L246 213V212H248V210H246ZM164 208L165 209L167 208L169 211L167 209H166L167 210L166 211ZM225 208L226 209L228 208V210H230V212L227 213L228 210H226ZM198 209L200 211H198ZM37 210H39V208ZM130 210L137 211V213L135 212L137 214L135 219H131L129 221L128 220L121 221L122 223H117V222L115 223V220L117 218L115 217L116 215H114V214H118L117 216L125 217L124 214L125 215L129 214ZM206 210L208 212H206ZM144 212H145V214L148 213L150 216L148 214L144 216V214H143ZM189 212H190V214H188ZM192 212H193V214H192ZM138 213H139V215H138ZM141 214H143V215H141ZM170 216H172V217H170ZM244 217H245V219H244ZM137 218H139V219L142 218V219L139 220ZM178 218H180L181 220L180 219L178 220ZM166 219H168L169 221ZM176 220H178L179 222ZM99 221H101V222H99ZM161 221H163V222H161ZM209 221H210V223H209ZM239 221H240V223H239ZM159 222H161V223H159ZM250 222H251V224L256 225V227L253 225H249ZM157 223H158V225H157ZM162 223H165V224H163V226H165V227L162 226ZM247 223H249V224H247ZM237 224H238V226H237ZM245 224H247L248 227ZM137 225H139V226H137ZM154 225H155V227L158 226V227H156L157 229L153 227ZM208 225H210V226H208ZM240 225H241V227L246 226L244 228V231L241 230L242 233L240 231L241 228L237 229V227H240ZM99 226H101V227H99ZM250 226H251V228H249ZM252 226H253V228H252ZM228 227L229 228L230 227H232V228L236 227V228H234V230L232 228H230L231 231L230 230L227 231L226 228H228ZM159 228H161V229H159ZM165 228H166V231L164 230V232H162L163 229H165ZM185 229H186V232L184 233ZM194 229H195V231H194ZM245 229H246V231H245ZM29 230L31 233L28 232ZM31 230L32 231L34 230L35 232H32ZM181 230H182V232H181ZM197 230L199 232H202L203 235H205V236L207 235L205 238L206 241H205V239H204V241H200V240L198 241L197 233H199V232ZM224 230H226L229 233L225 234ZM238 230L240 231V233H238L239 232ZM261 230H263V231H261ZM234 231L235 232L238 231L236 233L237 236H236ZM22 232H23V234H22ZM24 232H27L31 235L24 233ZM222 232H223V234H222ZM232 232H234L235 235ZM170 233H171V236H170ZM230 233H232V235H233L232 237L230 236L231 235ZM221 234H222V236L225 234L226 237L224 236V238H221L222 237ZM23 235H25V236H23ZM215 235H217V237ZM168 236H170V237L168 238ZM75 237H77V239ZM79 237H81V238H79ZM175 237H177V239H175ZM229 237H231V238H229ZM212 238L215 240L216 239L219 240L221 238V239H223V241L221 239L219 241L218 240L215 241ZM247 238L251 239V241ZM74 239H76V240H74ZM147 239L148 238H146L144 240L143 239L139 240L141 242L140 243L137 242L138 244L136 243V245H135V243H134V245L128 244V246H131V247H128L126 245L128 247V249H127V247L125 249L124 246H121L122 248L124 247L125 250L119 251L120 252L119 258H120V256H122L121 258H123L125 255H127L125 253H128L130 251V249L135 248L136 246H138L140 244H146V243L150 242L149 241L150 239H148V240ZM152 240H155V238L154 239L151 238V241ZM212 240L214 241V243ZM242 241H244V242H242ZM87 242H89V243H87ZM203 242H205V243L203 244ZM215 242H216V244H215ZM223 242H225V244H223ZM95 243H98L99 245H97ZM175 243H177V244H175ZM207 244H209V245H207ZM210 244H211V246H210ZM232 244H234V245H232ZM94 245H97L98 247L94 246ZM238 246H241V247L239 248ZM247 246H249V247H247ZM220 247H222V248H220ZM233 247L234 248L237 247V248L234 249ZM1 248L2 247H0V249ZM99 250H97V251H99ZM65 251H68V250H65ZM65 251H63V253H62V255H61L62 257L59 256L60 257V258H58L59 262H60V259H62L63 257H66V259H64V260H67V259L68 260L70 259V260L69 261L67 260L65 263V261L63 262V259H62L61 264H78V263L84 262L82 257H81V256H83V254H81V253H78V254L69 253L71 251H68L65 253ZM103 251L106 252L105 250H103ZM103 251H101V254L103 253L102 255L99 254V256H93V257L90 256V257H88V259H91L92 261H98V260H101L102 258H104L105 256H113L114 255V253H111L108 251H107V253H104ZM256 251H258L259 253L258 252L256 253ZM210 253H212V254H210ZM6 254L10 256V254H11L10 248H3V250L2 249L0 250V263H2V261L3 262L7 261L9 258H11V257H8ZM216 254H217V256H216ZM257 254H258V257H257ZM69 255H70V257H69ZM218 255H220L221 257ZM225 255H227V256H225ZM6 256H7V258H6ZM213 256H214V258H213ZM77 257H79L80 259ZM255 259L256 260L258 259V260L256 261ZM213 260H215V261H213ZM243 260H245V261H243ZM260 260H262L263 262ZM59 262H57V263H59ZM4 263H2V264H4Z\"/></svg>",
  "mask_w": 264,
  "mask_h": 264
}]
</instances>
